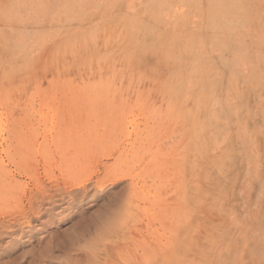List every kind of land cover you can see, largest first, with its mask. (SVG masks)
I'll return each mask as SVG.
<instances>
[{"label": "rangeland", "instance_id": "1", "mask_svg": "<svg viewBox=\"0 0 264 264\" xmlns=\"http://www.w3.org/2000/svg\"><path fill=\"white\" fill-rule=\"evenodd\" d=\"M34 257L264 264V0H0V264Z\"/></svg>", "mask_w": 264, "mask_h": 264}, {"label": "bare ground", "instance_id": "2", "mask_svg": "<svg viewBox=\"0 0 264 264\" xmlns=\"http://www.w3.org/2000/svg\"><path fill=\"white\" fill-rule=\"evenodd\" d=\"M113 210H114V208H113L112 210H111V208H109L106 212L109 211L108 213H111ZM98 216H99V215H98ZM104 216L107 217L108 215L106 214V215H104ZM104 216H103V218H105ZM78 234H80V232H79L78 229L72 231V232H71V235H70V236H71V240H73L74 236H75V235H78ZM41 246H42V245H41ZM42 252H44V247H43V246L41 247V250H40L38 253H42ZM35 260H36L35 257H34L33 261L31 260V261H32V264L35 263ZM36 263H37V262H36ZM36 263H35V264H36Z\"/></svg>", "mask_w": 264, "mask_h": 264}]
</instances>
